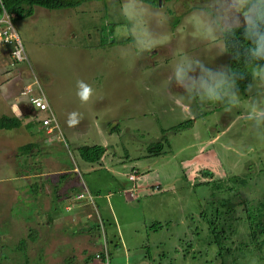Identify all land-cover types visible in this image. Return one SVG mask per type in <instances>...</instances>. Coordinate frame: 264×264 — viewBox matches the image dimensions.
<instances>
[{
	"label": "rangeland",
	"instance_id": "1",
	"mask_svg": "<svg viewBox=\"0 0 264 264\" xmlns=\"http://www.w3.org/2000/svg\"><path fill=\"white\" fill-rule=\"evenodd\" d=\"M218 5L223 0H160L156 7L93 0L35 6L13 21L27 61L9 67L1 59L0 83L6 70L14 78L0 91L18 94L35 79L57 129L38 136L43 145L28 154L21 145L37 134L29 139L23 127L40 128L36 115L0 129V264L223 263L199 217L207 185L193 184L208 172L211 179L234 174L246 179L241 198L264 197V177H255L264 168V122L248 119L264 111V79L251 69L250 82L231 89L234 103L201 94V78L227 73V22ZM189 65L181 86L176 71ZM81 85L91 89L87 100ZM17 98L18 110L26 103ZM186 120L189 127L172 129ZM155 142L161 150L149 155ZM84 145L104 146L101 160L85 164L78 155ZM232 236L230 247L241 255L238 242L248 238L241 229Z\"/></svg>",
	"mask_w": 264,
	"mask_h": 264
},
{
	"label": "trees",
	"instance_id": "2",
	"mask_svg": "<svg viewBox=\"0 0 264 264\" xmlns=\"http://www.w3.org/2000/svg\"><path fill=\"white\" fill-rule=\"evenodd\" d=\"M93 0H0V12L2 9L9 16L11 23L14 20L29 16L33 12V7L39 6L46 9L73 8L84 2ZM99 1V0H98ZM151 7L158 5V0H138ZM160 2V0H159ZM14 26V25H13ZM243 28L235 31V39L232 35L221 32L223 49L227 55V73L230 79L235 80L233 89H243L251 80V69H260L264 67V60H249L245 55V49L249 47V41L244 38ZM236 41L239 43L237 44ZM237 51L239 55H236ZM18 62H13L16 64ZM38 121V120H37ZM21 117L1 116L0 128H15L20 125ZM39 123V121H38ZM190 121L178 123L173 126V130L189 127ZM37 145L28 143L22 145L23 151L28 154L31 149ZM104 146L101 145H84L78 147V155L80 159L87 163L99 162L104 153ZM161 150V143L155 142L147 146L149 155L158 154ZM163 151V150H162ZM20 152H22L20 150ZM136 172V169H131ZM255 177L262 179L264 177V168L255 171ZM254 172V173H255ZM137 173V172H136ZM203 175V172H200ZM257 173H261V176ZM209 179L201 182L197 180L193 186L203 183L207 185L209 196L205 201V207L199 217L206 224L211 235V243L217 248V254L222 255L224 261L221 264H245V259L254 261L255 264H264V197H260L251 203L249 200L240 197V189L243 187L246 179L238 175L225 174L218 178L211 179V173H204ZM31 184V185H29ZM27 187L35 186L36 183H29ZM37 187V185H36ZM152 187V186H151ZM157 187V186H156ZM38 189V187H37ZM81 195V194H80ZM82 196V195H81ZM80 196V197H81ZM241 205L237 210L236 206ZM239 229L248 238L246 242H238L241 255H236L235 251L230 247L232 244L231 237ZM28 233H35L33 228L28 229ZM24 240L19 239L16 249L22 248L23 260L27 258L25 247L23 249ZM210 243V244H211ZM242 244V246H241ZM234 255V256H233ZM101 260L105 257L100 253ZM69 259V256L67 257ZM222 259V260H223ZM21 264V263H20Z\"/></svg>",
	"mask_w": 264,
	"mask_h": 264
},
{
	"label": "clouds",
	"instance_id": "3",
	"mask_svg": "<svg viewBox=\"0 0 264 264\" xmlns=\"http://www.w3.org/2000/svg\"><path fill=\"white\" fill-rule=\"evenodd\" d=\"M215 7L220 9L221 20L227 22L226 25L222 26L221 30L226 34L232 35L235 39L234 34L236 29L242 27L244 30V38L249 41L250 45L245 49V55L247 58L250 61L264 60V0H223L222 6L218 5ZM236 43L238 44L239 42L236 41ZM236 55H239L238 51ZM200 68L205 73L212 72L211 69L204 68L202 65ZM191 70L190 65L187 68L178 67L176 71L177 83L183 86V81L189 78L188 72ZM215 75L218 78L211 82L201 78L199 89L201 94L207 95L208 98L216 100L221 99L223 96H227L230 102L234 103L236 100V94L234 91H231V89L235 87V80L230 79L229 74L226 72L217 73ZM253 75L264 79V67L260 68L259 71L254 72ZM192 79H195V77ZM81 87L83 88V91L80 95L82 99L87 100L91 93V89L83 85H81ZM34 115L38 116L36 113H34ZM248 119L254 120L257 125L261 124L264 122V111L254 109L249 114ZM129 176L130 174L128 175V181H133L134 178L131 179Z\"/></svg>",
	"mask_w": 264,
	"mask_h": 264
},
{
	"label": "built area",
	"instance_id": "4",
	"mask_svg": "<svg viewBox=\"0 0 264 264\" xmlns=\"http://www.w3.org/2000/svg\"><path fill=\"white\" fill-rule=\"evenodd\" d=\"M1 4V3H0ZM0 54L7 55L9 64L13 62H26L22 43L17 36L13 23L9 16L2 9L0 12ZM19 95L24 98V102L34 113L38 114L39 126L46 134H52L57 129L56 120L46 102L45 96L38 86L37 81L27 82L19 91ZM131 179L132 175L129 176ZM81 195H78L80 197Z\"/></svg>",
	"mask_w": 264,
	"mask_h": 264
},
{
	"label": "crops",
	"instance_id": "5",
	"mask_svg": "<svg viewBox=\"0 0 264 264\" xmlns=\"http://www.w3.org/2000/svg\"><path fill=\"white\" fill-rule=\"evenodd\" d=\"M1 59H5L7 61V64H8L9 67H15V64L13 66H10L9 61H8V59L6 57L0 56V63L2 62ZM7 74H8V70L2 72V77L3 78L1 80L2 83H0V90H1L2 84L5 81H11L14 78L13 72H12L11 73V77L10 76H7L8 77V80H7L6 79V75ZM17 96H19V93L18 94H16V93L13 94V91L11 92L10 91V88H8V87L5 88V89H3V93L0 91V117L1 116L22 117V116H27V115H33L34 116V112L27 105H24V107H22L21 109L20 108L18 110L16 109V107H19L18 102H20L18 100ZM15 97H16L17 100L15 99ZM38 117H39V115H38ZM18 127H15V128H0V129H9L10 130V129H17ZM23 131H24V133H28V138L29 139H32L33 138V135L32 134H34L36 132L37 139L36 140L34 139L33 141L30 140L29 142H26V143H24L22 145H25V144H28V143L37 145L38 147L41 146V145H43V143H44L43 140L40 139V141L37 142L38 136L44 135L46 137V135H47L45 132L42 131L41 127L38 128V126H37V128L34 129V130H29L28 128L23 127ZM33 131H35V132L33 133ZM31 151H32V149H31ZM33 151H35L34 148H33ZM35 159L38 160L39 157L37 156ZM30 175L31 174L29 173L28 176H30Z\"/></svg>",
	"mask_w": 264,
	"mask_h": 264
},
{
	"label": "water",
	"instance_id": "6",
	"mask_svg": "<svg viewBox=\"0 0 264 264\" xmlns=\"http://www.w3.org/2000/svg\"><path fill=\"white\" fill-rule=\"evenodd\" d=\"M158 5H159V0H158Z\"/></svg>",
	"mask_w": 264,
	"mask_h": 264
}]
</instances>
